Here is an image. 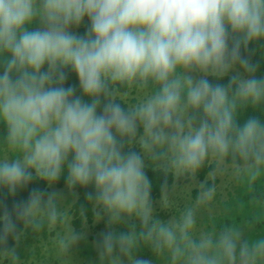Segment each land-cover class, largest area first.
Here are the masks:
<instances>
[{"label":"clouds","instance_id":"clouds-1","mask_svg":"<svg viewBox=\"0 0 264 264\" xmlns=\"http://www.w3.org/2000/svg\"><path fill=\"white\" fill-rule=\"evenodd\" d=\"M85 18L83 34L71 30ZM257 42L264 59V0H0V192L61 176L63 194L91 186L77 208L105 223L95 264H153L136 255L145 247L167 264H264L263 226L247 236L232 224L244 222L238 201L232 223L198 227L217 176L251 184L264 170ZM246 109L255 114L238 123ZM147 166L165 178L153 201ZM205 166L193 202L167 218L171 184L174 199L191 195L175 180ZM43 229L66 258L84 238L57 191L0 203V264H23L20 245Z\"/></svg>","mask_w":264,"mask_h":264},{"label":"trees","instance_id":"trees-1","mask_svg":"<svg viewBox=\"0 0 264 264\" xmlns=\"http://www.w3.org/2000/svg\"><path fill=\"white\" fill-rule=\"evenodd\" d=\"M34 27L38 26V24H34ZM87 26V18L81 23L80 26L76 27L74 32H77L79 34H83L85 31V28ZM73 31V29H72ZM253 47H259V42H257L256 45H249V51H250V59L254 63H259L260 68L257 72V76L264 75V59L261 57V53L259 51L256 52H251V49ZM239 70V69H237ZM210 81L213 80L212 77H208ZM228 77H224L223 80L219 81L220 83H227ZM216 82V81H213ZM77 79L75 77L74 73H71L70 71L68 72V79L66 81L67 84H72V85H77ZM253 111L251 109H246L242 112H239L237 114V122L238 123H243L245 119L248 118V116L253 115ZM4 130L0 128V133H3ZM133 150H137L136 146H134ZM207 171H208V166H205V168L201 169L197 175L196 179L198 182L201 180H206L207 178ZM264 170L261 171V173ZM146 175L148 176L149 180L152 182V190H151V199L152 201L160 196V185L164 182L165 178L164 176L159 173L158 171H154L152 167H146L145 168ZM229 180H234V183H238L234 189H227L225 192L226 196H221L219 193V182L221 179L216 178L214 181L215 184V195L216 199L220 201V206L223 208L224 212H221L219 220L216 224L217 229L222 226V223L225 222L228 216L227 212V207L230 209L232 206H235L233 203L235 201H238L239 205L241 204L242 211L240 210V214L238 211V208L233 209L231 215L233 218H236L238 216L243 218V214L245 215V218L243 219L244 222L241 226L242 229L246 228V225L253 230L252 233L256 232L259 230L260 226H263V232L261 235H264V211L260 210L259 208L256 207V204L262 205L264 202L261 201V199L264 198V175L259 174L257 178L249 184L247 177H242L240 179L235 178L234 176L227 175ZM168 184L170 185L172 182V178L168 177ZM197 182V183H198ZM191 183V195L196 196V193L198 191V188L195 185V180L190 182ZM211 183V182H210ZM233 184V183H231ZM65 185L64 182V177L61 176L57 182H55L51 186L45 185L43 181H36L34 180L32 183H30L27 188L18 191L14 196H8L6 192H0V203H3L7 205L9 208L11 207V204L13 201H18V200H23L27 198L28 192L32 188H41L45 189L46 191H49L50 188H57L63 187ZM255 188H259L258 190H255ZM249 189V190H247ZM93 191L91 186H88L86 188H81L79 186H76L74 189H72V192L67 193V194H62L63 197V202L65 204H69V210L68 213L70 214L71 217V222L74 227H79L80 231L82 230V225L85 222H88L90 224V227L92 228L93 232L97 231H103L105 230V223L103 220L93 222L91 219L88 218V214L86 213L84 216H81L79 214V207L80 205L86 204L85 200V193L86 192H91ZM246 200H250L249 203L250 208L249 212L251 213L250 216H247V210H246V205L245 202ZM188 202V201H187ZM225 205V206H224ZM237 205V204H236ZM206 207H209L208 205ZM206 207H203L202 209V214L201 209L198 212V221H202V216H205L207 213ZM172 211V210H170ZM204 220V218H203ZM84 221V222H83ZM83 223V224H81ZM200 225V222H198V226ZM118 230H124L125 226L124 225H117L114 226ZM55 235V232L48 231L47 229L43 232L42 237H38L36 239L33 238L32 234H29L25 237L24 242L20 245V254L23 260V264H52L53 261L55 264L60 263L65 260L66 257L61 256L60 254L57 253L54 244H53V237ZM34 242H39L37 250H34V246L32 245ZM11 243V241H9ZM88 247L90 249V253L87 252L86 249L81 248L80 246L76 245L74 248L69 250L68 254H71L74 258V263L73 264H95L96 261V250L94 246L89 245ZM146 248V247H145ZM144 248L140 251H143ZM52 251V253H51ZM139 251V250H138ZM157 261L161 264L160 258L161 256H155ZM166 259V257H165Z\"/></svg>","mask_w":264,"mask_h":264},{"label":"rangeland","instance_id":"rangeland-1","mask_svg":"<svg viewBox=\"0 0 264 264\" xmlns=\"http://www.w3.org/2000/svg\"><path fill=\"white\" fill-rule=\"evenodd\" d=\"M73 31H74V29H73ZM260 174H263V173H260ZM227 175L228 174H224L223 176H217L218 179H221V181L219 182V185H218V188H219V191H220L219 193L221 194V196H226L225 192L227 191V189H234V187L239 185L238 183H234L235 179L234 180H229ZM194 179H195V185H196L198 180L195 177H194ZM192 180H193V178L192 179H188V177H179V178H177L175 180V188L179 189V191H181V192L188 193L190 188H192L191 183H190ZM231 183H233V184H231ZM172 185H173V183L169 187L170 188L169 195H172V196L170 197V209H168L169 211L170 210H172V211L171 212H166L167 213V218H169L172 215V213L174 215H178L180 210H182V208L185 205L191 204L193 202L194 198H195L192 195H185V196H183L181 198H175L174 199L173 196L177 192V190H175L173 192V194H172L171 193ZM184 189H186V190H184ZM258 189L259 188H255V190H258ZM247 190H249V189H247ZM49 191H57L59 193H63L59 189L53 188V187L50 188ZM249 201L250 200H246V202H245L246 210H247V216L251 215V213L249 212V208H250V205H251L249 203ZM261 201L264 202V198L261 199ZM208 206L209 207H206V209H207L206 215L202 216V221L201 220L198 221V222H200V225L198 227L206 229V230H214V229H217L216 224H217V222L219 220L221 212H224V210L220 206L219 201L216 199V195L214 196V198L210 202V204H208ZM65 207H66V210L68 211L69 210V204L68 203L65 204ZM178 207H181V208L179 210H177ZM256 207L259 208L260 210L264 211V203L262 205L256 204ZM202 208H201V212H200L201 214H202V210H203ZM164 210L165 209L162 208L161 205H160V198H159L158 202L156 203V209H154V212H156L161 218L166 219V218H164V216H165V213H164L165 211ZM203 218H204V220H203ZM231 220H236V218H233ZM226 221L224 223H222V225L228 224V223H232V221H229V222H226ZM232 224H237V225H239L241 227L242 224H243V221L241 219H238L236 222H233ZM45 230L46 229H43V232ZM243 230H244L245 234L247 235L248 234L247 230H245V229H243ZM81 232L84 234V238L82 240H80L77 245L80 246L83 249H86L87 252L90 253V249L88 247V244L94 246L93 242L98 239V234L100 233V231L93 232L92 228L90 227V224L88 222H85L82 225ZM32 236L34 237V234H32ZM41 236H42V234L41 235L38 234L36 238L41 237ZM250 237L251 236H249V238ZM32 245L34 246V250H37L39 242H34ZM143 251L144 252H142L140 250L137 251L136 255H138L140 257H143V258H149L150 260L153 259V264H160L157 261V259L155 258V256L153 257L150 249L144 248ZM51 253H52V251H51ZM68 257L69 258H65V260L63 259V261H61L58 264H73L74 263L73 256L71 254H68ZM160 262H161V264H167V261H166L164 256H161ZM52 264H55L54 261H53Z\"/></svg>","mask_w":264,"mask_h":264}]
</instances>
